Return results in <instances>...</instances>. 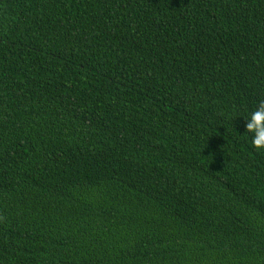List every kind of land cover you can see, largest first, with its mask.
<instances>
[{
    "label": "trees",
    "instance_id": "obj_1",
    "mask_svg": "<svg viewBox=\"0 0 264 264\" xmlns=\"http://www.w3.org/2000/svg\"><path fill=\"white\" fill-rule=\"evenodd\" d=\"M264 0L0 1V264H264Z\"/></svg>",
    "mask_w": 264,
    "mask_h": 264
},
{
    "label": "clouds",
    "instance_id": "obj_2",
    "mask_svg": "<svg viewBox=\"0 0 264 264\" xmlns=\"http://www.w3.org/2000/svg\"><path fill=\"white\" fill-rule=\"evenodd\" d=\"M245 121V133L251 134V142L258 152L264 151V100L258 102Z\"/></svg>",
    "mask_w": 264,
    "mask_h": 264
},
{
    "label": "water",
    "instance_id": "obj_3",
    "mask_svg": "<svg viewBox=\"0 0 264 264\" xmlns=\"http://www.w3.org/2000/svg\"><path fill=\"white\" fill-rule=\"evenodd\" d=\"M0 1H4V0H0Z\"/></svg>",
    "mask_w": 264,
    "mask_h": 264
}]
</instances>
